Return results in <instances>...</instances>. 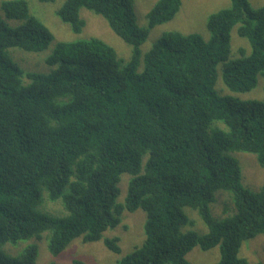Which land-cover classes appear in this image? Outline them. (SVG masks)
<instances>
[{"label": "trees", "instance_id": "obj_1", "mask_svg": "<svg viewBox=\"0 0 264 264\" xmlns=\"http://www.w3.org/2000/svg\"><path fill=\"white\" fill-rule=\"evenodd\" d=\"M230 2L208 16L207 41L165 33L139 72L149 31L173 20L182 0H158L147 28L136 24L133 0H65L57 16L74 33L84 27L85 9L131 47V57L120 60L98 38L60 42L47 58L56 67L47 75L23 73L9 50L41 53L52 33L27 1L0 3V264H36L34 245L18 255L3 248L44 234L52 258L78 239L102 241L119 254V240L104 234L138 209L146 216L143 243L115 264H189L186 255L196 247H218L215 264H261L239 253L264 235V185L244 188L232 154H252L264 168V102L222 95L215 86L220 76L230 93L245 94L264 78V6ZM236 26L250 51L230 59ZM122 175L130 180L118 204ZM218 192L230 204L215 220L210 205ZM42 198L60 201L65 215L41 213ZM184 209L198 214L206 234L181 231L190 224Z\"/></svg>", "mask_w": 264, "mask_h": 264}, {"label": "rangeland", "instance_id": "obj_2", "mask_svg": "<svg viewBox=\"0 0 264 264\" xmlns=\"http://www.w3.org/2000/svg\"><path fill=\"white\" fill-rule=\"evenodd\" d=\"M6 0H0V3ZM28 3L30 14L38 18L52 33L53 41L48 48L41 53H26L19 49L9 50L11 59L23 71V73L50 74L56 67L47 64V58L52 53L55 45L60 42H77L98 38L111 46L118 55V58L127 61L131 57L132 49L121 39L114 35L106 22L99 16L81 9L79 16L84 22L80 33H74L68 24L63 23L57 16V11L65 0H25ZM136 24L141 28H147V13L154 7L158 0H133ZM252 8L257 9L264 6V0H248ZM230 0H182L178 14L168 23L162 24L149 31L146 42L140 47V64L138 71L144 67V56L151 49L153 44L165 33L178 32L184 35L198 34L204 40L209 39L207 31V18L212 13L220 10L230 9ZM238 26L234 27L230 38V59L237 58L240 50L249 53L250 49L245 39L237 34ZM264 78L258 76L256 87L249 93H230L222 83L220 76L216 82V90L222 95H232L242 100H259L264 102ZM241 168V184L244 188L257 192L264 185V168L257 163L256 157L247 153L232 154ZM130 177L122 175L117 203L122 204L127 195L128 182ZM68 190V189H67ZM66 190V192H67ZM39 206V211L53 217H62L65 210L60 201L54 203L44 201ZM225 204H230V198L226 193L218 192L215 195V202L210 205L212 218L220 220L223 218L222 211ZM41 209V210H40ZM190 224L183 227L181 231L194 232L198 235L207 233V227L198 214L190 209H184ZM121 224L114 230L104 234V238H117L120 248L119 254H113L106 249L103 242L84 244L81 239L75 240L68 249L56 258H52L47 248L49 234H44L41 239L22 241L16 245H6L3 250L7 254L17 255L27 246L34 245L37 248L36 264H72L79 260L84 264H115L130 254L134 249L141 246L145 237L144 224L145 213L138 209L134 213L124 212L121 217ZM16 255V256H17ZM239 256L251 263L264 264V235L246 241L240 250ZM220 259V250L215 247L208 251L194 248L186 255L189 264H215Z\"/></svg>", "mask_w": 264, "mask_h": 264}]
</instances>
